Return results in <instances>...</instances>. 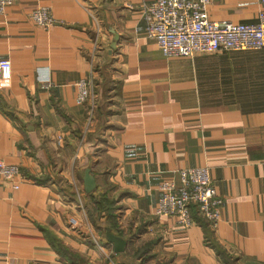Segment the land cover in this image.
<instances>
[{"label":"crops","instance_id":"crops-1","mask_svg":"<svg viewBox=\"0 0 264 264\" xmlns=\"http://www.w3.org/2000/svg\"><path fill=\"white\" fill-rule=\"evenodd\" d=\"M152 0H13L0 15V264H264V55H162L145 33ZM48 7L44 29L28 14ZM264 0H210L211 20L252 23ZM93 70H92V69ZM93 71V121L75 82ZM48 84V85H47ZM206 166L224 203L214 228L157 216L159 183ZM109 202L96 213L85 192ZM93 189V190H94ZM70 218L74 224H70ZM123 237L114 252L106 229ZM215 245H213V243Z\"/></svg>","mask_w":264,"mask_h":264},{"label":"built area","instance_id":"built-area-1","mask_svg":"<svg viewBox=\"0 0 264 264\" xmlns=\"http://www.w3.org/2000/svg\"><path fill=\"white\" fill-rule=\"evenodd\" d=\"M13 0H0V15ZM210 0H152L144 5L146 36L157 44L165 57H192L197 53L217 51L260 50L264 55V12L252 23H233L228 20H211L207 5ZM28 16L33 22L48 29L54 22L48 7L39 6ZM92 69V68H91ZM93 70V69H92ZM78 79L76 99L85 106L87 124L93 121L97 94L93 71ZM10 62L0 60V79H9ZM48 85V84H47ZM19 167L0 160V182L17 188ZM179 184L164 179L159 183L161 195L153 214L176 218L181 226L192 224V208L214 228L220 218L223 199L206 166L186 167L178 171ZM70 224L74 219L70 218Z\"/></svg>","mask_w":264,"mask_h":264},{"label":"trees","instance_id":"trees-1","mask_svg":"<svg viewBox=\"0 0 264 264\" xmlns=\"http://www.w3.org/2000/svg\"><path fill=\"white\" fill-rule=\"evenodd\" d=\"M89 196L91 198V201L93 203V210L96 212V213H101L102 211H106L108 212V216L107 217H113V215H111V212L110 209L108 208L109 206V202L107 201V199L105 197H103V195H100V194H95V189L92 190L90 193H89ZM193 213V215L196 212V210L194 208H192V212L191 214ZM109 228H111L110 230L113 229L112 226H109ZM213 243V242H212ZM213 245H215L213 243ZM148 249H149V245L147 246H143L139 249H137L133 256H135V258H140V263L139 264H144L145 260H146V257L145 254L148 252ZM219 255V257L224 261L225 264H230L231 261L229 260V258L226 256V254L223 252V251H218L217 253Z\"/></svg>","mask_w":264,"mask_h":264},{"label":"water","instance_id":"water-1","mask_svg":"<svg viewBox=\"0 0 264 264\" xmlns=\"http://www.w3.org/2000/svg\"><path fill=\"white\" fill-rule=\"evenodd\" d=\"M83 185L85 192H91L95 188V180L90 175L88 168L84 172ZM104 236L106 241L112 245L114 252L124 251L126 241L123 237L113 234L110 229L105 230Z\"/></svg>","mask_w":264,"mask_h":264}]
</instances>
